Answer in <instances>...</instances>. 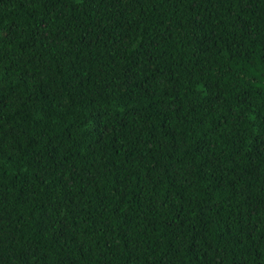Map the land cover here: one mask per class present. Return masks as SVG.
Segmentation results:
<instances>
[{
	"label": "trees",
	"instance_id": "obj_1",
	"mask_svg": "<svg viewBox=\"0 0 264 264\" xmlns=\"http://www.w3.org/2000/svg\"><path fill=\"white\" fill-rule=\"evenodd\" d=\"M0 264H264V0H0Z\"/></svg>",
	"mask_w": 264,
	"mask_h": 264
}]
</instances>
